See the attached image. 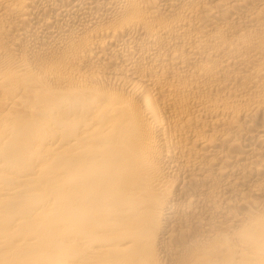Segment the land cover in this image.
I'll use <instances>...</instances> for the list:
<instances>
[{"label": "bare ground", "instance_id": "1", "mask_svg": "<svg viewBox=\"0 0 264 264\" xmlns=\"http://www.w3.org/2000/svg\"><path fill=\"white\" fill-rule=\"evenodd\" d=\"M0 264H264V0H0Z\"/></svg>", "mask_w": 264, "mask_h": 264}]
</instances>
